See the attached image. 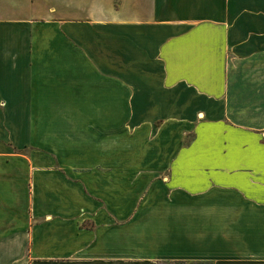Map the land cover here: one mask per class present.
Returning <instances> with one entry per match:
<instances>
[{"label":"crops","instance_id":"0c3cea01","mask_svg":"<svg viewBox=\"0 0 264 264\" xmlns=\"http://www.w3.org/2000/svg\"><path fill=\"white\" fill-rule=\"evenodd\" d=\"M167 263L264 264V0H0V264Z\"/></svg>","mask_w":264,"mask_h":264},{"label":"rangeland","instance_id":"374dc122","mask_svg":"<svg viewBox=\"0 0 264 264\" xmlns=\"http://www.w3.org/2000/svg\"><path fill=\"white\" fill-rule=\"evenodd\" d=\"M84 1H86V2H89V0H84ZM75 4V2H70V4H69V7L70 8H74V7H76V6H73ZM114 7H116L117 6V3L116 2H114L113 4H112ZM51 7H53V9L54 10H56V9H58L59 7H61V6H58L57 4H56V2L53 4V5H51ZM86 7H87V11L88 10H93L92 8L94 7H92L91 5H88V3L86 4ZM95 9L97 8V6H95L94 7ZM190 140V134H187L185 137H184V140H183V143L184 144H186L188 141ZM167 264H172V263H167ZM179 264H185V263H179Z\"/></svg>","mask_w":264,"mask_h":264}]
</instances>
